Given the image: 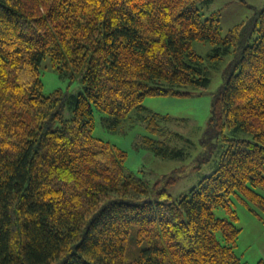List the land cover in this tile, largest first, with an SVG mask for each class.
I'll return each instance as SVG.
<instances>
[{
    "label": "trees",
    "instance_id": "obj_1",
    "mask_svg": "<svg viewBox=\"0 0 264 264\" xmlns=\"http://www.w3.org/2000/svg\"><path fill=\"white\" fill-rule=\"evenodd\" d=\"M202 1L0 0V264H246L232 197L264 212V6L223 37ZM194 42L215 48L203 57ZM231 53L203 140L217 166L177 199L171 176L148 194L127 153L93 135L94 109L110 129L142 114L158 137L142 145L182 158L161 140L171 118L143 101L206 89ZM43 59L83 93L43 95Z\"/></svg>",
    "mask_w": 264,
    "mask_h": 264
},
{
    "label": "rangeland",
    "instance_id": "obj_2",
    "mask_svg": "<svg viewBox=\"0 0 264 264\" xmlns=\"http://www.w3.org/2000/svg\"><path fill=\"white\" fill-rule=\"evenodd\" d=\"M264 0H212L209 3L200 2L202 18L213 13H219L221 35L225 37L239 23L252 17L257 10L262 9ZM214 46L206 42H194L193 49L200 56L206 57L214 50ZM235 54L231 53L224 61L213 70L210 84L206 89L196 87L182 88L186 93L182 96H155L146 97L143 106L152 113L167 115L171 121L163 125L169 131L164 141L169 148L183 150L182 158H162L155 155L149 148L142 145V139L151 136L142 123L139 114L132 111L129 118L115 129L102 125V113L94 109L95 128L93 135L102 140L116 145L127 153L125 173L132 175L136 180L146 184L148 194L153 192L154 186L160 185L173 177L175 181L167 188L169 194L177 199L182 194H187L190 188L204 177L210 175L219 160L220 147L208 154V147L203 144L204 133L208 127L211 115V101L214 93L223 83V75L227 67L235 64ZM42 81V94L49 95L54 91H61L65 95H78L83 93V84L80 77L72 78L50 66L48 59H43L40 64ZM67 111V109H66ZM239 138L249 136L240 134ZM203 144V145H202ZM207 157V158H206ZM264 195V192H262ZM233 208L238 220L234 223L241 229L237 240L235 254L246 264H257L264 261V212L255 216L247 207L232 197ZM218 218L227 215L221 208L214 210ZM134 235L130 234V239ZM139 247L132 244L131 240L125 256V261L134 260L139 252Z\"/></svg>",
    "mask_w": 264,
    "mask_h": 264
}]
</instances>
